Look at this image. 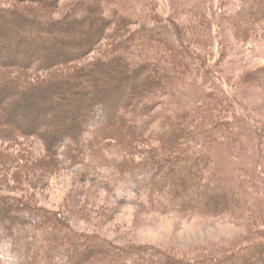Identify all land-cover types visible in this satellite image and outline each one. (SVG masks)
I'll return each instance as SVG.
<instances>
[{"label":"trees","instance_id":"1","mask_svg":"<svg viewBox=\"0 0 264 264\" xmlns=\"http://www.w3.org/2000/svg\"><path fill=\"white\" fill-rule=\"evenodd\" d=\"M240 1H227L218 9L221 12L212 15L223 18L226 23L222 24H228L236 37L244 38L255 20L264 29V0ZM48 2L52 6L56 1L42 0L45 5ZM78 4L66 19L49 16L50 6L43 9L37 4L0 9L13 14L11 23H0V133L22 141L32 134L40 136L56 167L79 164L83 173L89 174L92 159L100 156L104 141L103 135L95 137L91 121L104 109L105 124L124 128L118 142L124 150L143 136L144 143L152 148L153 140L168 144L161 147L163 154L144 158L150 178L144 177L145 195L139 202L147 210L243 211L239 199L233 202L228 195L238 190L242 195L250 193V182L256 175L245 174L243 167H236L232 173L231 164L223 160L227 143L239 137L235 99L189 60L199 62V67L204 63L207 66L208 60L202 53L196 54L193 45L197 42L198 47H207L204 43L209 40L191 41L181 47L162 31L144 25L141 30L133 29L136 21L148 23L146 10L156 12L155 0H80ZM214 19L208 23L210 34ZM112 22L113 29L109 27ZM78 24L82 27L76 37ZM108 32L128 33L101 60L75 67L74 71L56 70L79 61ZM104 63L112 69L108 76L96 71ZM247 81L264 85V67L248 74ZM56 83L63 89L64 85L71 87L61 95L51 89ZM69 102L77 107L75 117L69 118L65 105ZM57 106L61 108L55 109ZM157 122L169 125L168 133L154 137L152 130ZM8 160L14 157L0 147V170L7 168ZM158 167L164 171L157 172ZM10 197L0 192V222L6 228L7 216L14 214L8 205ZM59 214H39L42 223L35 227L33 245L23 242L30 230L26 222H20L23 235L16 245L23 264H264L261 241L205 262L184 260L145 249L120 250L100 238H81L62 223L64 213ZM233 255L236 259L228 262Z\"/></svg>","mask_w":264,"mask_h":264},{"label":"rangeland","instance_id":"2","mask_svg":"<svg viewBox=\"0 0 264 264\" xmlns=\"http://www.w3.org/2000/svg\"><path fill=\"white\" fill-rule=\"evenodd\" d=\"M38 1L40 3L0 0V9L37 4L43 9L50 6L52 11L49 16L66 19L79 6L80 0H55L52 6L49 2L45 5L42 0ZM227 1L234 4L241 2L155 0L156 12H150L151 8L146 10L148 23L136 21L132 28L141 30L144 25L146 29L162 31L181 47L191 41L209 40L208 44L203 42L207 47H198L197 42L193 45L196 54L202 53L209 64L199 67V62L192 58L189 60L198 70L204 71L203 76L207 73L214 78L235 99L239 137L237 141L227 143L228 150L223 160L231 164L232 173L237 170L236 167H243L245 174L256 175L255 181L250 182L253 185L248 190L250 193L242 195V191L238 190L228 195L233 202L239 199L238 205L243 211L196 213L162 208L147 210L139 202L145 195L144 177L150 178L146 173L150 167L144 169V158L148 154L157 155L162 152L161 147L168 144L153 140L150 142L155 144L152 148L148 142L144 143L143 136L128 143V150H124L118 143L124 135V128L105 124V110L101 109L90 127L95 137L98 138V134L104 136L100 147L102 152L101 157H93L89 174H84L79 164L56 167L49 156L48 146L40 136L29 135L25 142L0 133V147L10 151L14 157V160L6 161V169L0 170L3 174L0 192L11 196L8 205L14 210L13 217L9 215L5 220L7 228L0 222V264H23L16 245L23 235L20 222H26L30 230V235L23 242L33 245L36 242L35 227L42 223L39 214L46 213H58L60 216L59 213L63 212L66 218L62 223L81 238H100L106 245L120 250L145 249L156 252L158 256L172 254L174 258L196 259L199 262L235 251L246 244L264 242V85L247 81L248 74L264 67V29L255 20L254 26L249 28L248 37H236L228 24H222L223 18L212 15L221 12L218 9ZM111 9L112 6L107 10ZM11 15L0 11V23H11ZM211 18H215L211 23L213 34H210L208 25ZM79 27L82 25L76 27V37L80 33ZM109 27H115L113 22ZM127 33L104 34L79 61L56 70L74 71L75 67L101 60L117 47ZM111 70L109 63H104L96 71L108 76ZM64 86L66 89L56 83L51 89L62 95L71 87L70 84ZM65 105L69 118L75 117V104L69 102ZM60 108L57 106L55 109ZM169 128V125L157 122L152 134L154 137L165 135ZM158 170L164 171L159 167ZM192 196L195 197L196 193L192 192ZM6 208L9 209V206L6 205ZM236 256L233 255L228 262L235 260Z\"/></svg>","mask_w":264,"mask_h":264}]
</instances>
